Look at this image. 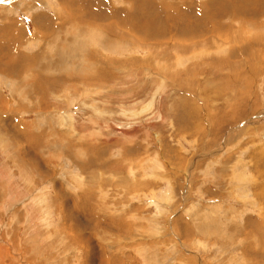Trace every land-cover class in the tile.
Instances as JSON below:
<instances>
[{"label": "rangeland", "instance_id": "374dc122", "mask_svg": "<svg viewBox=\"0 0 264 264\" xmlns=\"http://www.w3.org/2000/svg\"><path fill=\"white\" fill-rule=\"evenodd\" d=\"M96 1L99 0H0V99L1 105L3 104L0 109L6 108L7 113L0 112L1 252L20 258L21 255L17 254L27 252L29 248L34 254L41 256L36 255V260H42L46 264L45 260L51 255L47 249L52 245L48 236L55 232L59 221L57 210L53 207V203H56L52 198L64 196L65 201L70 202L71 197L74 200L80 199V194L87 191L93 202H98L103 193L104 198L107 196L104 200L110 211L116 210L118 215L127 213L129 217L133 216V220L136 218L134 222H142L143 227L140 223L141 227L132 235L145 231L152 239L144 241L147 240V234L144 238L133 236L141 248L132 249L133 247H128V241L132 237L128 233L101 236V242L111 245L117 256L123 258L120 255L122 252H127L130 256L133 253L137 257L134 258V264H188L189 261L182 257L185 253L188 257L195 254L193 257L200 260L197 264H214L217 258L218 264H231L229 254L238 248L236 241L234 246L231 243L232 247H229L228 242L236 240L232 234L249 220L251 223L258 222L260 209L264 207V40L261 44L254 41L258 37L264 38V0H258L257 5L254 0L246 3L243 7L246 8L245 13H232L227 9L228 13L226 5L231 2L240 6L247 0H166L171 6L179 7L182 6L181 1L185 4L187 1L192 10L197 6H209L211 18L220 19L221 25L225 28L228 26L231 30L230 41H225L230 32L222 36L225 28H222L220 35L211 34L208 29L212 25L204 28L205 21L202 23L200 20L201 24L198 22L203 7L197 11L198 17L194 12L185 13L187 9L183 8L185 15L180 19L186 22L184 25L187 24V27L202 30L203 33L196 37L195 42H207L210 45L206 49H202L201 45L200 51L192 54L178 55L172 52L173 72L170 71L168 82L160 75H151L150 72L142 75L135 73L131 74V79L127 78V82H120L115 87L106 78L104 89L96 90L95 86L89 85L90 92L86 93L82 81L86 82L93 72L87 74L85 70L96 69L95 64L88 58L90 53H99L101 57L105 55L102 58H109V61L132 56L146 59L147 53L138 49L132 50L133 52L125 49L128 48L127 44L124 49H110L107 47L109 40L104 33L97 37L96 29L92 30L89 26L83 28L85 24L73 21L72 18H61L57 15L58 11L61 7L85 13L90 11L94 14L93 22L121 27L120 14L124 19L128 12L132 15L141 6H151L153 0H148L146 5L141 6L140 2L143 3L144 0H101L100 5ZM161 2L162 0H156V5ZM102 5L109 11V15L100 10ZM147 7L146 10L143 7V12L148 16L155 9L150 10ZM251 10L254 12L249 15ZM67 12L71 13L70 10ZM57 17L62 22H58ZM123 27L121 29L130 34V39L142 37V33L137 36L130 27ZM185 31L181 27H174L167 35L169 38L174 37V42H180L186 37ZM19 32L20 35L17 34ZM99 32L102 33V30ZM129 38L125 42H129ZM32 40L34 44H31ZM167 41L170 40H165ZM190 44L183 43L188 47ZM119 46L121 45L116 43V47ZM70 47L74 49L71 50ZM259 52L263 55L260 56ZM19 54L30 58L29 63L33 66L30 73L36 74L40 69L33 57L42 55V72L53 74L55 84L50 88L49 85L46 87L48 92H45V96H48L49 101L45 109H41L45 103H37L39 94H30L28 89L32 88L20 87V76L16 72L11 76L3 65L4 62L8 64L13 60L18 61ZM218 58L245 63L232 76L234 82L230 84L237 87L233 95L225 93L226 90L219 94L215 88L214 83L220 84V79L229 73L228 69L216 72L215 60ZM50 59L55 62L58 60L62 64L47 69L45 65ZM201 59L208 62L205 63L206 67L199 72L192 69L186 76L185 70L199 64ZM158 62L161 65L166 64L165 61ZM160 68L166 70L167 66ZM255 68L259 72L257 69L251 71ZM180 70L181 75H176ZM256 71L263 74L257 77ZM108 72L113 74L115 69ZM62 74L71 77L73 74L74 79L66 80ZM116 75L120 77V71ZM27 80L29 82V76ZM240 93L246 96L244 109H249L248 113L244 111L242 117L231 125L228 122L224 132L221 131L218 136L219 124H225V121L224 117L217 118L216 114L225 111L228 117L231 111L227 110L226 104L232 107L231 110L235 108L238 112L241 99L234 95L239 96ZM250 95L251 100L247 99ZM233 97L237 98L234 103L230 101ZM192 99L198 104L196 114L192 108ZM211 119L217 124L216 131L211 127ZM14 126L21 130V133H17L25 138L24 141H20L15 133H10L11 129L14 131ZM231 128L242 131L235 132L227 141ZM25 130L27 133L22 134ZM67 134L74 138L71 142L73 146L66 139ZM96 161L102 165H98ZM250 203L256 205L251 206ZM182 226L192 228L191 233L185 230L179 233ZM188 235L193 239H188ZM178 236L181 240H178ZM239 239L242 240L240 237ZM15 240L19 242L15 244ZM151 241L156 247L152 246ZM62 242H55L51 251L67 247V241ZM117 244L123 248L121 253L120 248L117 251L114 247ZM11 245L20 246L22 249L15 252ZM182 245L190 246V252ZM142 246H146L143 249H148L142 251ZM7 248L9 253L5 251ZM75 251L77 252L75 248L69 250L64 259L74 261ZM33 253L28 252L34 256ZM235 253L234 264H240L238 260L243 256L238 251ZM144 254L151 260H144ZM248 257L251 259L253 256ZM0 259L1 264V256ZM124 259L127 260L126 257ZM54 262L58 263V260ZM76 263H79V259Z\"/></svg>", "mask_w": 264, "mask_h": 264}, {"label": "bare ground", "instance_id": "6f19581e", "mask_svg": "<svg viewBox=\"0 0 264 264\" xmlns=\"http://www.w3.org/2000/svg\"><path fill=\"white\" fill-rule=\"evenodd\" d=\"M151 1V0H150ZM149 1V2H150ZM253 0H247L244 1L243 3H239L240 6H237L235 4H232L231 2H229L227 5H226V11L227 9L232 12V13H236V11L239 13H242V12H246V8H243L246 3L248 4V2H251L252 3ZM256 5L257 3H259L258 0H254ZM97 3H99V5L101 4V0L99 1H96ZM135 1H133V5ZM195 2V1H193ZM264 2V1H263ZM148 3V0H144L143 3L140 2V6L141 5H146ZM181 7L179 6H171L170 4L167 3L166 0H162V2L159 4V5H156V0H153L151 2V6L147 7V6H141L137 11L136 13H133L131 15V12H128V14L125 16L124 15V19L121 18V14H120V18L122 20L121 22V27L119 26H116V24H111V25H105V24H97L96 22H93L92 20H95L93 19V13L92 12H82L81 10H77V11H74L72 9H69V8H66L64 7V9H62L63 7H61V9L58 11L57 15L59 17H65L66 20H69V18H72V20H77L79 21L80 24H85L86 26H83L84 27H90L92 28V30H97L98 33L96 34V36H100L101 34L104 35L107 37V39L109 40L108 41V44H107V47L112 49V48H119V49H124L125 47V44L128 45V48H125V49H129V50H135V49H138L139 51H144L147 53V58L146 59H139L137 58L136 56H132V57H127V58H118L117 60H111L109 61L105 58H102V57H105L104 56H100V54H94V53H90L89 54V59L91 61V63L93 62L96 66V69L94 70H85L87 74H92L88 76L86 82L82 81V84L85 86L84 88V91L86 93H89L90 92V89H89V85H92V86H95L96 90H101V89H104V83H105V80L106 78L107 81H112V84H110L112 87H115V86H118V84L120 82L124 83V82H127L128 81V77L130 78L131 74H140L142 75V73L146 72V73H151L152 74H157V75H160V77L165 81V82H168L169 79L168 77H170V71H172V65H173V62H171V60H173L171 57L172 56V52H176L178 55H187V54H192L194 52H198L199 49H201V45H202V49H206L205 47L207 45H210L207 44L204 42V43H200V42H195L197 41L196 37H199L200 33H203L202 30H200V28H191V27H187V24L184 25V23L186 22H182L184 20L180 19L181 16H184L185 13H191V12H194L198 17V9L200 7H203V6H200V7H196L195 10H192L191 9V5L188 6L187 4V1H186V4L184 2L181 1ZM212 3V2H211ZM210 3V4H211ZM214 3L216 4V1H214ZM158 4V3H157ZM192 4V3H191ZM193 5V4H192ZM209 5V4H208ZM68 6V5H67ZM89 6V5H88ZM93 5H91L92 7ZM195 6V5H194ZM71 7V6H70ZM136 7V6H135ZM143 7H145L144 9L146 10V7L149 8L150 10L152 8H154L155 10H152V12L150 10L149 13H148V16L143 12ZM89 8V7H88ZM99 8V7H98ZM101 8V6H100ZM138 8V6H137ZM183 8H186V12L184 13V9ZM204 9L202 10V12L200 13V19H199V23H200V20H202V23L205 21V27H208V25H212L208 31L209 33L211 34H221L222 32V28H225L224 25L222 26L221 23H220V19L216 18V17H212L211 18V13H210V10H209V6H204L203 7ZM134 9V8H133ZM71 13H68L67 11H69ZM91 10V9H90ZM102 10L103 12H105V14L107 13L108 14V10L105 8L104 9V5H102V8L100 9ZM117 10V9H116ZM216 10V9H215ZM123 11V10H122ZM229 11H227L229 13ZM146 12V11H145ZM217 12V10H216ZM254 12L253 10H251L248 14L250 15V13ZM255 12H258V11H255ZM56 15V16H57ZM102 15V14H101ZM109 15V14H108ZM165 17H163V16ZM96 16V15H95ZM187 16V15H186ZM185 16V17H186ZM57 17L58 19V22H62L60 21L61 19ZM97 17V16H96ZM194 17V16H193ZM222 18L224 16H221ZM44 18V17H43ZM46 18V17H45ZM182 18V17H181ZM187 18V17H186ZM9 19V18H8ZM60 19V20H59ZM112 19V18H111ZM198 19V18H197ZM46 21V20H45ZM192 21V20H191ZM110 22V21H109ZM187 22H188V19H187ZM197 22V21H196ZM191 23V22H190ZM193 23V21H192ZM201 24V23H200ZM63 25V23H62ZM189 25V24H188ZM199 25V24H198ZM197 25V26H198ZM130 27L132 29V31L134 33L138 34L139 33H142V37L139 39H130L129 38V35L130 34H127L126 32H124L121 28L122 27ZM158 26V27H156ZM193 26V25H192ZM43 29H47V27H44L42 26ZM123 27V28H124ZM174 27H181L182 29H185L186 31L184 32V36H186L184 38V40H179L180 42L176 41L174 42V37L170 38L168 37L167 34L171 33V30L174 28ZM201 27V26H200ZM8 28V27H7ZM49 28V27H48ZM212 28V29H211ZM102 30V33L99 32L100 30ZM197 30V32H196ZM229 30V31H228ZM239 30V29H238ZM180 31V30H179ZM207 31V29H206ZM79 32V31H78ZM77 32V33H78ZM175 32V31H174ZM226 32H230V36L228 38L225 37V41L226 40H229L231 39V30L228 28H225V32H223V35L222 36H225V35H228L229 33L226 34ZM235 32V31H234ZM21 32L17 33L18 35H20ZM48 33V32H47ZM92 33V32H91ZM130 33V32H129ZM179 33V32H178ZM135 34V35H136ZM206 34V33H205ZM219 34V35H220ZM10 35V34H9ZM48 36H50V34H46ZM52 35V34H51ZM59 35V34H58ZM79 35V34H78ZM132 35V34H131ZM134 35V34H133ZM132 35V36H133ZM134 35V36H135ZM5 36V35H4ZM63 36V35H62ZM92 36V35H91ZM131 36V37H132ZM136 36V37H137ZM213 36V35H212ZM135 37V38H136ZM168 37V38H167ZM235 37V36H234ZM233 37V38H234ZM37 38V37H36ZM92 38V37H91ZM90 38V39H91ZM130 39V41H132V43H129V42H125L127 39ZM157 38V41L155 42L154 40ZM165 38V39H164ZM217 38V37H216ZM259 38V37H258ZM255 39L254 41H258V44L264 40L263 39ZM64 39V38H63ZM98 39V38H96ZM154 39V40H152ZM169 39L170 41L168 42H165V40ZM177 39V38H176ZM210 39V38H209ZM239 39V38H237ZM19 40H21L19 38ZM77 40V39H76ZM82 40V39H81ZM100 40V39H99ZM212 40V38L210 39ZM33 42H31V44H34L36 42V39H35V42L34 40H32ZM202 41V40H201ZM230 41V40H229ZM73 42V41H72ZM178 42V43H177ZM186 42H188L190 44V46H185L183 45V43L186 44ZM209 42V41H208ZM214 42V41H213ZM116 43L120 44L121 46L119 47H116ZM135 43V44H134ZM193 43V44H192ZM232 43V42H231ZM21 44V43H20ZM63 44V43H62ZM114 44V45H113ZM136 44H138L139 46H137ZM212 44V42H211ZM257 44V43H255ZM56 45V44H55ZM65 45V43L63 44ZM67 45V44H66ZM73 45V44H72ZM79 45V44H78ZM77 45V46H78ZM188 45V44H187ZM233 45V44H232ZM69 46V45H68ZM66 46V47H68ZM80 46V45H79ZM88 46V45H87ZM62 47V46H61ZM84 47V46H83ZM86 47V45H85ZM106 47V45L104 46V48ZM122 47V48H121ZM210 47V46H209ZM233 47V46H232ZM20 48V47H19ZM64 48V47H63ZM71 48V47H70ZM69 48V49H70ZM91 48V47H90ZM74 49L73 47L71 48V50ZM83 49V48H82ZM63 50V49H62ZM67 50V49H66ZM65 50V51H66ZM63 51V53L65 54L66 52ZM69 51V50H68ZM78 51H80L78 49ZM200 51V50H199ZM133 52V51H132ZM72 53V52H71ZM70 53V54H71ZM75 53V52H74ZM123 53V52H122ZM126 53V52H125ZM124 53V54H125ZM137 53V52H136ZM67 54V53H66ZM105 54V53H104ZM116 54V53H115ZM127 54V53H126ZM62 55V54H61ZM68 55V54H67ZM66 55V56H67ZM259 55L262 56L263 54L259 52ZM20 56V59L18 61H11V58H10V61L11 63H8L7 62H4L3 65L6 66V70H8L10 73H11V76H13V74L16 72L20 78H18L19 80V85L20 87H23L25 86V88L27 89L28 87L29 88H32L31 89H28L30 90V94H39V100H37L38 102L37 103H42L44 104L43 107H41V109H45L47 108L45 105H47L46 103L49 101L48 100V96L46 95L45 96V92L47 91L46 87H48L49 85V88L52 86V84H55V80L53 79V74H48V73H45L44 71L42 72V64H44V58L42 57V55H40L38 58L37 57H33V60L34 62L38 65V67L40 69H38L36 72V74H32L30 73L29 71L32 70L33 66H31V64L29 63L30 61V58H26V57H22L21 54H19ZM70 56V55H69ZM75 56V55H74ZM124 57V56H123ZM68 58V57H67ZM65 58V60L67 59ZM77 57H75L76 59ZM171 58V59H170ZM47 59V58H46ZM53 59V58H52ZM52 59H50V61H48V64L45 65V67L48 69V68H51V67H59V64L61 65L62 63H60V61H53ZM71 59V58H69ZM74 59V60H75ZM181 59V58H180ZM17 60V59H16ZM61 60V59H60ZM73 60V61H74ZM263 60V59H262ZM9 61V60H8ZM81 61V59L79 60ZM158 61H165L166 64L164 65H161V62H158ZM182 61V59H181ZM213 61V60H212ZM218 61V62H217ZM217 61L215 60V69H216V72H222L223 70L226 71V69H228L229 73L227 74V76H225L224 78H221L220 80V84L217 85V83H214L216 84L215 85V88L216 90L219 92V94H223V90H226L225 93L229 92L230 94L233 95V93L235 92V90L237 91V87H232V84L234 82V79H232V76L236 74V72L238 70H241L243 65H245V63L243 64L241 61H231L230 60H222V59H217ZM50 62V63H49ZM62 62V61H61ZM65 62V61H64ZM78 62V61H77ZM85 62V61H84ZM259 62V61H258ZM261 62V61H260ZM0 63H1V60H0ZM66 63V62H65ZM64 63V64H65ZM80 63V62H79ZM86 63V62H85ZM205 63H208L207 61H203L201 59L200 63L197 64V65H192V66H189L184 74H189L192 69L196 70V71H201L204 69V67H206V64ZM210 63V62H209ZM212 63V62H211ZM81 64V63H80ZM180 64V63H179ZM247 64V63H246ZM70 65V64H69ZM78 65V64H76ZM181 65V64H180ZM254 65V64H253ZM63 66V65H62ZM94 66V67H95ZM160 66H167L166 70L163 69V68H160ZM194 66V67H193ZM257 66V65H256ZM4 67V66H3ZM32 67V68H31ZM77 67V66H76ZM80 67V66H79ZM87 67V65H86ZM193 67V68H192ZM213 67V66H212ZM246 67V66H245ZM258 67V66H257ZM260 67V66H259ZM263 67V65H262ZM5 68V67H4ZM64 68V67H62ZM62 68H58V69H62ZM73 68V66L71 67ZM75 68V67H74ZM88 69V67H87ZM112 69H115V72L112 74L108 71L112 70ZM209 69V68H208ZM257 68L255 69H251L252 70H256ZM147 70V71H146ZM214 70V69H213ZM258 70V69H257ZM47 71V70H46ZM57 71V70H56ZM54 71V73L56 72ZM74 71V70H72ZM117 71H120V74L121 76L120 77H117L116 75V72ZM126 71H128V73H126ZM29 72V74H28ZM77 72V71H75ZM173 72V71H172ZM255 72V71H254ZM259 72V70H258ZM258 72L256 71V75L257 77H259L261 75V73L258 74ZM61 73V72H59ZM70 73V72H69ZM175 73V72H174ZM181 70L180 71H177L176 72V75H181ZM16 74V75H17ZM76 74V73H75ZM80 74V73H79ZM123 74V75H122ZM263 74V73H262ZM1 75V74H0ZM6 75H8V73H6ZM73 77L74 75L71 74ZM3 76V75H2ZM28 76H29V82H28ZM63 76L64 79L66 80H70V79H74L73 77L69 76V75H61ZM84 76V75H83ZM187 76V75H186ZM190 76V75H189ZM211 76V75H210ZM9 77V76H8ZM80 77V76H79ZM87 77V76H86ZM172 77H174L172 75ZM179 77V76H178ZM13 79V77H10ZM55 78V76H54ZM120 78L121 81L118 79ZM133 78V77H132ZM177 78V77H176ZM183 78V77H182ZM131 79V78H130ZM135 79V78H134ZM127 80V81H126ZM174 80V79H173ZM183 80V79H182ZM13 81V80H12ZM58 81V80H57ZM130 81V80H129ZM139 81V80H138ZM154 81V80H153ZM171 81V80H170ZM78 82V81H77ZM80 83V81L78 82ZM143 83V82H142ZM145 84V83H144ZM155 84V82H154ZM183 84V83H181ZM189 84V83H188ZM187 84V85H188ZM141 85V84H140ZM176 85V84H175ZM179 86V85H178ZM190 86V84H189ZM193 86V85H192ZM48 88V89H49ZM67 88V87H66ZM109 88V87H108ZM138 88V87H137ZM180 88V87H179ZM178 88V89H179ZM110 89V88H109ZM115 89V88H114ZM188 89V88H187ZM244 89V88H243ZM20 90V89H18ZM27 90V91H28ZM195 90V89H194ZM193 90V91H194ZM25 91V89H24ZM26 91V92H27ZM63 91V90H62ZM68 91V90H67ZM183 90H181L182 92ZM27 92V93H29ZM48 92V91H47ZM50 92V91H49ZM64 92V91H63ZM217 93V92H216ZM239 93V91H238ZM242 93V92H241ZM238 96V95H234V97H238L241 99V104L238 106V112L235 111V108L234 110H231L232 107H230L229 104H226L225 106L227 107V110H230L231 111V114L227 117L226 115V112L223 111L221 112V109L220 112L221 114H216L217 115V118L218 116L219 117H224V121H225V124H219V135H221V131L224 132V128L226 127L225 125H227V123L229 125H231L232 122H234L236 119H240V117H242V114L244 111H247L248 113V110L249 109H244V103L246 102L245 101V97L244 96L245 94H241ZM218 94V93H217ZM106 95V94H105ZM34 96H37V95H34ZM107 96V95H106ZM216 96V94H215ZM219 97V96H218ZM233 99L230 100L231 102H235L236 99ZM251 95L250 97L248 96L247 99H250L251 100ZM169 98V97H168ZM3 99V98H2ZM218 100V98H217ZM42 101H45V102H42ZM224 101V100H223ZM233 102V103H234ZM4 103V102H3ZM6 103V102H5ZM35 103V104H37ZM226 103V102H225ZM191 104H194L196 107H194V105H192V108L194 110V113L196 114V111H198L197 109L198 108V104L195 103V100L192 99L191 101ZM232 104V103H231ZM253 104V103H252ZM3 105V104H2ZM1 105V99H0V108L2 107ZM5 106V105H4ZM26 106V105H25ZM186 107V106H185ZM216 107V106H215ZM3 108V107H2ZM191 108V109H192ZM6 109V108H5ZM5 109H0V112L1 113H6V110ZM12 109V108H10ZM16 109V108H15ZM24 109V108H23ZM53 109V108H52ZM225 109V108H224ZM241 109H244V110H241ZM11 111V110H10ZM9 111V112H10ZM14 111V110H13ZM191 111V110H190ZM241 111V112H240ZM8 112V111H7ZM8 112V113H9ZM216 113V112H214ZM208 114V113H207ZM209 115H210V112H209ZM214 117V116H213ZM6 119V118H5ZM229 119V120H228ZM238 119V120H239ZM9 120V118H8ZM10 120H12V118L10 117ZM2 121V120H0ZM4 121V120H3ZM252 121V120H251ZM261 121V120H260ZM94 123V122H93ZM211 127L214 129V131H216V127H217V124L215 123V120H212L211 119ZM254 124H257L255 123V121H253ZM263 123V121H262ZM12 125V124H11ZM214 125V126H213ZM9 127V126H8ZM20 128V127H19ZM25 128V127H24ZM14 131H10V133H15L17 138L20 139V141H24L25 138L23 136H18V133L17 132H20L21 133V130L20 129H17V127L14 126ZM85 130V129H84ZM191 130V129H190ZM189 130V131H190ZM30 131V129L28 130ZM240 131L242 130H238V128H236L235 130H233L231 128V130L229 131V135H228V138H227V141L231 138V136L236 132V133H240ZM9 132V131H8ZM46 132V131H45ZM83 132V131H82ZM194 132V131H193ZM196 132H199L198 130H196ZM213 132V131H212ZM19 133V134H20ZM27 131L25 130V132H23L22 134H26ZM85 133V132H84ZM44 134V133H43ZM66 134V133H65ZM197 134V133H196ZM28 135V134H27ZM48 135V134H47ZM40 136V135H39ZM43 136V135H42ZM37 137V135H36ZM27 138V137H26ZM35 139V138H34ZM39 139V138H38ZM44 139V138H43ZM66 139L69 140L70 144L72 142V139L74 138H70V135L67 134L66 136ZM81 139V138H80ZM84 139V138H83ZM36 140V139H35ZM34 140V141H35ZM82 140V139H81ZM29 141V140H28ZM83 141V140H82ZM26 142V141H25ZM90 143V142H89ZM48 144V143H47ZM69 144V145H70ZM73 146V144H71ZM41 146V143L40 145ZM48 146V145H47ZM78 146V145H77ZM76 146V147H77ZM224 146V145H223ZM75 147V146H74ZM102 147V146H101ZM34 148V147H33ZM80 148V147H79ZM70 149H73L72 147ZM80 150H82L80 148ZM96 150V149H95ZM71 151V150H70ZM75 151V150H74ZM99 151V150H98ZM100 152V151H99ZM98 153V152H97ZM57 155V154H56ZM94 156H96V153L94 154ZM27 158V157H26ZM35 158V156H34ZM38 160V159H37ZM96 160V159H95ZM99 160V159H98ZM39 161V160H38ZM91 162H94L93 160H91ZM98 165H102L99 161H96ZM116 164V163H115ZM118 164V163H117ZM120 164V163H119ZM118 166V165H117ZM131 167H133L132 165H130ZM114 167V166H113ZM120 169V168H119ZM113 170V169H112ZM117 170V169H115ZM264 179V178H263ZM264 181V180H263ZM245 183V182H244ZM88 192L86 191L85 193H83L82 195L80 194V199H77L76 196H75V200L73 199L74 197H71L70 198V202H67V200L65 201L64 199V196H61L63 199H61V197H54L52 198L53 202L55 201V205L53 203V207H55V209L57 210L56 214L58 216V223H57V227L55 228V232H53V234L49 235L48 238L49 240L51 241V244L50 247H48L47 251H48V254H51L50 257L48 259H46V264H134V258L136 257L133 253H131V255L133 256H130L127 255L126 253L127 252H122L123 251V248H121V246H119V244L115 245V249L118 251V249L120 250V255H122L123 258H121L120 256H117L115 253H114V248L111 246V245H104L102 242H101V236H104V237H107L108 235L107 234H112V235H118L120 236L121 234H124V233H128L129 235H132L134 234L135 231L138 230V228H140L141 226H139L140 223H137V222H134L136 218H134L133 220V216L129 217V215L127 213H120L119 215L117 214L118 212L116 210H112L110 211L108 205L106 206V198H104V195L102 193V198L98 200V202L94 201L90 198V196H88L87 194ZM78 194V193H77ZM60 196V195H59ZM105 199V200H104ZM249 205L253 206V205H256L254 203H250ZM64 206V207H63ZM248 207V206H247ZM108 208V209H107ZM60 210V211H59ZM97 211V212H96ZM115 211V212H114ZM261 211V215L259 216L260 219L259 221L257 222H252L249 220L248 223L245 225V226H242L241 228H237L232 235L236 238L235 239H232L231 241H229L227 244V247L225 249V251L227 252L228 250V245L229 247L232 245L231 243H233V246H234V243L235 241L238 242V248H236L233 253L231 252V254H229V258H230V262L231 264H234V261H235V252L238 251V254H242L243 258L238 260V262H240V264H264V207H262L260 209ZM49 212V211H48ZM51 212V211H50ZM127 212V211H125ZM129 212V211H128ZM131 212V211H130ZM237 214V213H236ZM237 217V216H236ZM239 217V215H238ZM139 218V217H138ZM241 218V217H239ZM237 219V218H236ZM217 220V219H216ZM173 221H175L173 219ZM176 222V221H175ZM179 222V221H178ZM218 223V221H217ZM145 224V223H144ZM175 225V224H174ZM188 226V225H187ZM142 227H143V224H142ZM178 227V225H176V228ZM191 228V227H190ZM181 230H179V233H183V231L185 230L187 233H191V229H189V231H187L188 229L185 227V226H182V228H180ZM102 230V231H100ZM144 230V229H143ZM140 232L142 230H139ZM203 231V230H202ZM233 231V230H232ZM238 231V233H237ZM99 232V233H98ZM112 232V233H110ZM145 232V231H144ZM140 233L138 234V232H136V235H132V237L130 238V240L128 242H130L128 244V247H133L132 249H135L136 247H140L139 245H137V242H136V238H134L133 236H137L138 238L139 237H142L144 238L145 234L147 233ZM189 233V234H190ZM168 234V233H167ZM107 235V236H106ZM109 235V237H110ZM151 235V234H150ZM124 236V235H123ZM152 236V235H151ZM187 236V235H186ZM204 236V235H203ZM179 239L178 240H181L180 236H178ZM185 237V236H184ZM191 237V235H188V239ZM208 237V236H207ZM240 238H242V240L240 241ZM17 238V237H16ZM134 238V239H133ZM147 240H144V241H150L152 239H150L149 235L147 234ZM145 238V239H146ZM192 238V237H191ZM18 239V238H17ZM20 239V238H19ZM18 239V240H19ZM160 239V238H159ZM193 239V238H192ZM191 239V241H192ZM67 241V247H65L64 249H58L57 251L54 249V252H52L51 250H53V244L56 243H59V242H62V241ZM127 240V239H126ZM140 240V239H139ZM162 241V240H161ZM185 241V240H184ZM19 241H14V243H18ZM155 243H157L156 241H154ZM160 242V241H158ZM181 242V241H180ZM187 242V241H185ZM63 243V242H62ZM151 243L153 244V242L151 241ZM163 243V241H162ZM167 243V242H166ZM169 243V242H168ZM189 243V242H188ZM219 243V242H218ZM227 243V242H225ZM114 244V243H113ZM146 244V243H145ZM143 244V245H145ZM244 244V245H243ZM164 245V244H162ZM169 245V244H168ZM236 245V246H237ZM246 245V246H245ZM13 245H11V248H12ZM66 246V245H65ZM152 246L156 247V244H153ZM176 246H178V243H176ZM182 246H185V245H182ZM188 246V245H187ZM185 246V250H187V248L189 249V252H190V249L191 247L190 246ZM226 246V245H224ZM223 246V247H224ZM20 246H16L14 245L13 248L15 250V252H17L19 249H22V248H19ZM146 247V246H144ZM142 246V251H146L147 249H143L144 248ZM148 247V246H147ZM232 247V246H231ZM51 248V249H50ZM72 248H75L77 249V252L75 251V258H73L74 261H71L69 262L68 260L64 259L65 258V255L68 253L69 250H71ZM139 248V249H140ZM196 248V247H195ZM50 249V251H49ZM130 249V248H127V250ZM138 249V250H139ZM197 249H199V247H197ZM234 249V248H233ZM232 249V250H233ZM154 250V249H153ZM157 250V249H156ZM6 253H9L10 250L9 248L5 249ZM27 251V250H26ZM131 251V250H130ZM129 251V252H130ZM150 251V250H149ZM148 251V252H149ZM170 251V250H169ZM188 251V250H187ZM199 251V250H198ZM28 252H31L33 253L34 251H32V249L29 250L28 248V251L25 252V253H22V254H17V255H21L20 258H15V257H12L10 254L6 255L5 253L1 252V249H0V256L2 258V262L1 264H44L42 260H36V255H39V254H34V256H32L31 254L29 255ZM147 252V253H148ZM157 252V251H156ZM181 252V251H180ZM37 253V252H36ZM74 253V252H73ZM72 253V254H73ZM117 253V252H116ZM146 253V252H145ZM235 253V254H234ZM70 254V253H69ZM182 254V253H181ZM198 254V253H197ZM207 254V253H206ZM145 256H143L142 258L144 260H151L149 259V257L147 258L146 254H144ZM195 254H192L190 255V257H188L187 254L184 253V255H182V257L184 258V260H188V264H197L200 260L199 258L197 257H193ZM253 256L252 258L254 259H249L248 256ZM40 256V255H39ZM149 256V254H148ZM239 256V255H238ZM41 257V256H40ZM40 257H37V258H40ZM72 257V256H71ZM124 257L127 258L124 259ZM79 259V263H76V261ZM137 259V257H136ZM213 259V258H212ZM1 260V259H0ZM58 260V263L54 262ZM179 260V258H178ZM181 260V259H180ZM215 260V259H213ZM170 261V260H169ZM218 261L219 259L217 258V260H215L214 264H218ZM226 260H224L225 262ZM229 261V260H228ZM227 261V262H228ZM138 262V261H137ZM223 262V263H224ZM136 263V262H135ZM149 263V262H148ZM213 263V262H212ZM222 263V261L220 262ZM229 263V262H228ZM227 263V264H228ZM138 264V263H137ZM200 264V263H199ZM226 264V263H225ZM230 264V263H229ZM238 264V263H237Z\"/></svg>", "mask_w": 264, "mask_h": 264}]
</instances>
